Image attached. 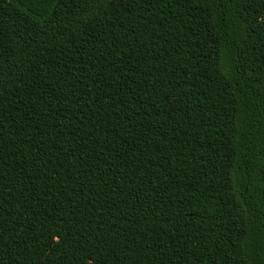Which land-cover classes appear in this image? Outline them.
<instances>
[{
	"label": "trees",
	"instance_id": "trees-1",
	"mask_svg": "<svg viewBox=\"0 0 264 264\" xmlns=\"http://www.w3.org/2000/svg\"><path fill=\"white\" fill-rule=\"evenodd\" d=\"M0 264H264V0H0Z\"/></svg>",
	"mask_w": 264,
	"mask_h": 264
}]
</instances>
